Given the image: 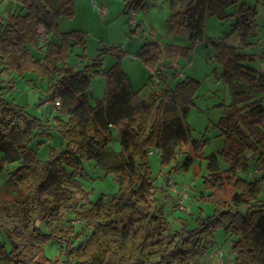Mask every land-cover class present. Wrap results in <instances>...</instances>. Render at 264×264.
<instances>
[{
  "label": "trees",
  "instance_id": "obj_1",
  "mask_svg": "<svg viewBox=\"0 0 264 264\" xmlns=\"http://www.w3.org/2000/svg\"><path fill=\"white\" fill-rule=\"evenodd\" d=\"M12 1L21 10L0 22V70L50 78V98L60 103L53 130L60 134L65 148L59 153L51 150L45 160L38 158L30 144L40 128L39 119L29 120L24 108L0 96V173L6 166L20 163L0 186V234L9 247L0 246L1 263L200 264L208 247L214 245V232L222 229L236 237L231 264H264V173L253 181L241 176L248 168L247 155L257 156L264 168V105L250 91V87L264 86V72L256 73L248 66L255 55L238 51L252 46L256 7L249 0H188L183 5V0H168V29L187 32L190 46L148 42L137 50L134 56L156 78L159 88L144 102L138 101V93L122 69L126 55L122 49L106 51L115 59L108 69L102 66L103 53L81 69L67 66L74 46L85 49L86 44V33L59 29L60 19L74 18V0ZM124 5L127 16L144 9L143 0H124ZM228 8H232L229 15ZM208 16L234 17L231 33L218 42L205 38ZM236 33L239 47L228 45L230 35ZM41 37L46 38L45 45H41ZM200 42L213 47L214 62L221 69L219 76L218 68L214 73L231 95L218 124L224 147L219 157L211 154L205 158L202 186L208 196L202 194L199 199L212 205V215L190 213V221L181 219L179 230L169 233L159 195L165 201L170 196L167 187L152 184L149 151H161V168L174 160L175 150L185 155L184 172L194 166L193 157L201 155L206 141L192 139L186 124L200 84L191 77L177 81L176 64L188 59ZM28 46L41 57H35ZM80 58L83 63L85 55ZM97 76L105 79V89L92 106L89 88ZM113 127L119 130V153L107 149ZM41 131L47 135L46 129ZM219 159L228 166L226 170L221 169ZM84 162H94L112 175L117 192L109 202L101 195L75 211L78 195L85 194L79 181L87 177ZM69 213L90 231L77 247L72 245L74 226H60ZM49 240L64 245L65 261L43 256Z\"/></svg>",
  "mask_w": 264,
  "mask_h": 264
},
{
  "label": "rangeland",
  "instance_id": "obj_2",
  "mask_svg": "<svg viewBox=\"0 0 264 264\" xmlns=\"http://www.w3.org/2000/svg\"><path fill=\"white\" fill-rule=\"evenodd\" d=\"M75 1L77 5L74 20L60 19L58 22L60 31H82L86 33V44L85 49L81 46H74L72 52L68 54L67 66L74 70L81 69L83 65H90L100 53H103L102 66L104 69H108L114 64L115 59L106 51L110 47L122 49L126 54L122 61V69L127 73L135 90H140L138 100L148 102L150 94L157 93L159 88L156 78H150L151 73L134 56L137 50L148 42H155L161 46H190L187 32L177 33L168 29L167 18L171 14L169 1L143 0L144 9L136 10L139 19H137L136 14L127 16L123 13L124 0H86L87 4L84 2L85 0ZM93 1L96 2V5H103L106 8L107 16L100 17V14L94 8ZM187 1L183 0L182 5ZM249 2L251 6L256 7L258 12L256 36L250 48L239 50L256 56L255 61L248 63V66L259 73L264 72V0H249ZM14 5L15 3L13 4L11 1L0 0V22L8 14L17 13ZM231 12L232 8L226 9V14L229 15ZM134 18L136 24L132 25L130 20ZM235 21L234 17L219 19L217 16H208L204 29L205 38L218 42L226 34L231 33ZM40 40L41 45H45L46 38L41 37ZM227 44L239 47L237 35H230ZM28 49L35 57H41L40 52L30 46H28ZM82 55H85L83 63H81L80 58ZM166 62L163 60L164 64ZM176 64L178 66L177 81H181L185 77H191L200 84L194 99V105L186 117V124L191 130L192 139L206 141V143L202 148L201 155L193 157L194 166L188 172H184L181 166L185 155L178 154L176 150L174 160L164 168L160 166L159 155L153 150L149 151L152 184L157 187H167L170 196V200L165 201L159 195V201L164 206L169 223V233L179 230L181 219L187 218L190 221V213L195 216L200 212L202 216L212 215V205L199 199L202 194L208 196V192L202 186V179L206 175L205 158L211 154H216L219 157V153L224 147V137L221 136L218 124L226 107L231 102L227 85L220 78H217L214 73V70L218 68L217 73L219 76L221 69L214 62V50L211 45H207L205 42L198 43L188 59H179ZM49 82L50 78L41 79L33 73L19 76L12 72L0 70V96L11 105L24 108L29 120L32 117L40 121V128H36L35 138L30 144V148L34 150L38 158L43 160L48 158L51 150L59 153L65 148L61 145L60 134L53 130L55 127L54 118L58 114L52 111L53 101L48 92ZM146 83L148 85H145ZM104 89L105 79L102 76L92 79L89 88L90 105L94 106L96 101L103 97ZM250 91L253 99L264 105V86L260 88L250 87ZM42 129H46L47 135L41 133ZM190 148L191 143H189ZM107 149L112 153L121 151L119 130L116 127L112 128V139L108 143ZM247 157L248 168L246 172L241 173L242 177L250 178L251 174L259 177L261 174H256L255 171L264 173V168H262L260 161L256 159L257 156L247 155ZM219 164L222 170L228 168L220 159ZM19 165L20 163H13L6 166L4 171L0 173V186L8 180L10 174ZM83 166L87 177L79 181L85 194L78 195V205L75 211L78 210V206H88L90 203L96 202L101 195H103L106 202H109L117 192L112 175L101 170L94 162H84ZM199 167L201 168L200 171H198ZM194 169L198 172L197 177ZM179 187L185 188L187 193V199L182 209L179 205L180 197L175 192ZM69 225L74 226V233L71 238L72 245L77 247L89 237L90 231L81 220L76 218L74 213H69L60 226L66 229ZM38 226L44 233H48L44 224L38 223ZM235 240V236L227 235L222 229H217L214 232V245L208 247L206 253L220 249L223 253V264H231L233 260L231 249ZM2 244L9 248L4 237L0 234V246ZM43 256L51 260L65 261V247L61 243L49 240L43 246ZM0 264H2L1 261Z\"/></svg>",
  "mask_w": 264,
  "mask_h": 264
},
{
  "label": "built area",
  "instance_id": "obj_3",
  "mask_svg": "<svg viewBox=\"0 0 264 264\" xmlns=\"http://www.w3.org/2000/svg\"><path fill=\"white\" fill-rule=\"evenodd\" d=\"M93 5H94V8H96L97 12L100 14V16L104 17L106 15L107 11L103 5L98 6V5H96V2H94V1H93ZM132 15H134V14H132ZM130 22L132 25H135L136 24L135 18L130 20ZM52 103H53V110L52 111L55 113V112H57V110L60 106V103H59L58 99L53 101ZM153 151L155 153H157L159 156L161 155V151L159 149H154ZM255 173L260 174L259 171H255ZM256 179H257V177L251 174L250 180L253 181ZM175 192L177 193L178 197H180L179 205H180V208L182 209L183 204H185V201L187 199L186 189L179 187L176 189ZM222 256H223V253L220 249L212 250L209 253L203 254L201 261H200V264H223Z\"/></svg>",
  "mask_w": 264,
  "mask_h": 264
},
{
  "label": "crops",
  "instance_id": "obj_4",
  "mask_svg": "<svg viewBox=\"0 0 264 264\" xmlns=\"http://www.w3.org/2000/svg\"><path fill=\"white\" fill-rule=\"evenodd\" d=\"M8 1H11L13 4H14V2L12 1V0H8ZM85 3H86V0L84 1ZM87 4V3H86ZM89 4V3H88ZM76 1L74 0V6H75V10H76ZM89 5H91V4H89ZM15 6V10H16V12H19L20 10H21V6L20 5H17V4H15L14 5ZM76 12V11H75ZM106 14H107V12H106ZM131 14H136V16H137V19H139L138 17H139V15L136 13V11H134L133 13H131ZM105 16H107V15H105ZM100 17H102V16H100ZM103 18V17H102ZM74 20V19H73ZM59 29H60V27H59ZM235 35H237V33L235 34ZM124 51V50H123ZM239 52L241 51V50H238ZM132 57V56H131ZM127 74V73H126ZM150 78H152V76L150 77ZM129 80H130V78H129ZM148 83H149V81H148ZM148 83H146L145 85H148ZM130 84H131V87H132V89H133V91L134 92H136V93H140V90H135V88L133 87V85H132V82H131V80H130ZM150 96H151V94H150ZM139 101V100H138ZM141 101H144V100H141ZM144 102H146V101H144Z\"/></svg>",
  "mask_w": 264,
  "mask_h": 264
}]
</instances>
